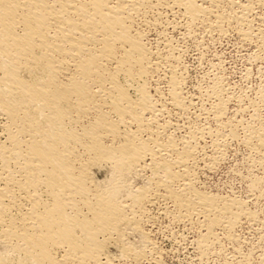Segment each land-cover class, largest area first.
Returning <instances> with one entry per match:
<instances>
[{
	"label": "bare ground",
	"instance_id": "bare-ground-1",
	"mask_svg": "<svg viewBox=\"0 0 264 264\" xmlns=\"http://www.w3.org/2000/svg\"><path fill=\"white\" fill-rule=\"evenodd\" d=\"M231 37L264 79V0H0V264H162L160 218L201 262L264 264L240 233L264 230V89L188 88L182 57ZM234 145L244 199L204 182Z\"/></svg>",
	"mask_w": 264,
	"mask_h": 264
},
{
	"label": "rangeland",
	"instance_id": "rangeland-1",
	"mask_svg": "<svg viewBox=\"0 0 264 264\" xmlns=\"http://www.w3.org/2000/svg\"><path fill=\"white\" fill-rule=\"evenodd\" d=\"M171 34L175 35L174 39L180 41L178 32ZM207 40L206 38L203 41L202 47L196 48L198 51H195V47L190 41H181L184 43H181L184 49L183 63H185L190 81L188 88L195 84L205 85L207 76L219 74L225 84L231 87L235 93L242 91L253 97L255 89L259 86L264 89V79L258 72L259 64L248 58V54L252 53L253 49L248 46L242 47L236 38L232 37L218 41ZM201 48L204 49L201 50ZM213 63H215L214 68L212 67ZM230 150L225 160L214 169V172L207 174L204 179L205 186L208 191L213 193L221 195L233 193L236 197L244 199L248 194L246 176L251 172V168L246 160L247 154L244 148L234 145ZM252 207L263 217L264 197L252 204ZM158 222L154 227L153 236L162 253V264H211L213 262V258L212 261L211 259L209 262L207 260V263L206 260L204 262L199 260L194 245L195 234L193 231L187 230L180 224L170 223L169 218H160ZM259 232L254 229L240 232L245 242L242 251L244 254L248 253L254 262H258L262 256L264 257V230ZM214 261L219 263L221 260L215 259Z\"/></svg>",
	"mask_w": 264,
	"mask_h": 264
}]
</instances>
